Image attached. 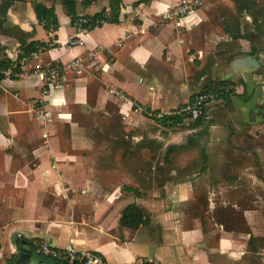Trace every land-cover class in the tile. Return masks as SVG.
<instances>
[{
  "label": "crops",
  "instance_id": "1",
  "mask_svg": "<svg viewBox=\"0 0 264 264\" xmlns=\"http://www.w3.org/2000/svg\"><path fill=\"white\" fill-rule=\"evenodd\" d=\"M34 1L53 8L58 22L54 29L48 31L38 21ZM71 1L79 17L108 10L114 0ZM137 1L118 0L116 22L86 29L81 34L84 43L68 47V36L77 30L64 0H13L6 8L0 0V61L15 57L23 42L49 44L19 76L0 78V217L16 221L26 231L23 239L54 247L71 244L99 253L109 264H133L136 259L156 264H251L245 235L203 226L185 211L184 205L194 199L193 179L155 182L151 176L141 186L123 170V158L117 157L121 148L96 143L78 119L108 118L113 108L122 123L139 125L150 117L135 105L167 111L220 79L235 81V94L217 98L220 106L209 107L203 117L233 118L236 113L250 122L260 118L264 63L237 71L230 64L244 54L256 56L243 32L211 24L209 0L179 28L162 17L179 0L134 4ZM75 57L82 60L80 68L63 69L60 84L51 87L44 100L49 115L42 122L36 102L43 98L42 80L33 66L63 65ZM176 136L169 132L168 144L176 145ZM177 168L167 167L166 172L171 176ZM124 187H138V194ZM78 199L89 210L75 209ZM129 203L146 210L148 223L133 229L119 225ZM1 226L0 236L6 235L16 251L17 239L9 235L14 228Z\"/></svg>",
  "mask_w": 264,
  "mask_h": 264
},
{
  "label": "rangeland",
  "instance_id": "2",
  "mask_svg": "<svg viewBox=\"0 0 264 264\" xmlns=\"http://www.w3.org/2000/svg\"><path fill=\"white\" fill-rule=\"evenodd\" d=\"M207 6V20L211 24L220 23L224 28L233 26V30L239 24L238 31L243 32L241 34L249 40L251 49L255 48L256 57L263 63L264 38L255 27L259 25L264 31V0H209ZM215 100L205 105L204 116L209 107L220 106L217 98ZM257 114L260 118L251 122L236 113L233 118H219L215 114L210 118L201 116L199 122L185 117L170 127L152 118L139 125L125 124L116 118L113 108L108 118L92 115L78 119L96 143L121 148L117 157L123 158V170L141 186H145L151 176L155 182L171 177L193 179L194 199L184 205L185 211L198 217L203 226H218L245 235L251 250V264H264L261 263V254L264 255V99ZM169 132L178 134L174 139L176 145L168 144ZM202 149L207 155L205 164L200 155ZM167 167L178 168L170 176ZM129 188L123 189L136 195L138 187ZM78 201L75 209L89 210L83 199ZM188 222L185 220L184 225ZM3 223L14 228L9 234L14 240L25 237L26 231L18 227L16 221L8 222L0 217L1 230H4ZM4 236H0V264L16 252L15 245L11 247Z\"/></svg>",
  "mask_w": 264,
  "mask_h": 264
},
{
  "label": "built area",
  "instance_id": "3",
  "mask_svg": "<svg viewBox=\"0 0 264 264\" xmlns=\"http://www.w3.org/2000/svg\"><path fill=\"white\" fill-rule=\"evenodd\" d=\"M208 0H179L174 5L169 6L162 14L164 19H167L175 27H181L184 25V20L186 16L194 13L196 10L202 8ZM105 17L110 16V11L105 10ZM86 22V18L80 16L76 23L74 24L77 32L68 36L67 45L68 47L81 45L84 43L82 38V32L87 28L83 27L82 23ZM105 20L101 19L100 23H104ZM45 47L37 46L36 49L23 52L19 50L15 57L7 60L6 66L0 67V75L3 78H11L19 76L21 69L25 64L33 59H38L40 51ZM81 58L75 57L67 64L57 65H41L35 64L32 68L33 73L41 78V93L43 98L36 99L38 103L37 116L44 122L49 113L44 108V100L51 87L60 84L62 79L63 69L66 67H72L79 69L81 66ZM217 98L215 92L212 89H204L199 92H195L189 96V98L182 104L167 110H150L144 106L135 105V108L143 113L144 115L152 118L153 120L159 122L163 118H191L197 119L202 116L205 105ZM172 123V121H170ZM42 253L50 254L59 259H64L68 262L77 261L82 264H109L103 256L94 251H80L74 248L71 244H66L62 247L50 246L46 243H42L39 247ZM133 264H156L151 260L136 259Z\"/></svg>",
  "mask_w": 264,
  "mask_h": 264
},
{
  "label": "trees",
  "instance_id": "4",
  "mask_svg": "<svg viewBox=\"0 0 264 264\" xmlns=\"http://www.w3.org/2000/svg\"><path fill=\"white\" fill-rule=\"evenodd\" d=\"M141 1L145 0H138L134 4H137ZM248 1V0H247ZM251 1V0H250ZM13 0H2L3 7H8ZM64 5L66 7V11L69 15H71V22L74 25L78 18L75 16V12L72 8L73 2L71 0H64ZM32 7L34 9L36 18L39 22L43 24V27L50 31L51 29H54L57 25V18L54 13V10L52 7H48L43 5L40 2H32ZM3 8V9H4ZM110 16L105 17L104 12L105 10H101L99 12L94 13L90 16H83L86 18V22L82 23L83 27H86L87 29L93 28L96 25H100V20L104 19L105 22H116L117 21V15H118V0H114L110 4ZM264 11V10H263ZM238 24L236 25V30L238 32ZM256 30L259 31V33L264 38V31L260 29V26L255 27ZM44 46L47 47V43L37 42V41H30V42H23L21 43L20 50L23 52H27L33 49H36L37 46ZM251 53H255V48L252 49ZM7 61H0V67L6 66ZM0 78L2 76L0 75ZM235 81L230 79H220V80H212L209 81L204 89H212L217 98H221L223 100L228 99L231 95L235 94ZM180 118H163L159 121L162 125H171L179 122ZM172 121V123L170 122ZM197 122L201 121V116L196 119ZM201 159L203 161V164L206 163L207 155L205 152V149L201 150ZM124 189L128 190L129 187H124ZM136 195L138 194L137 191H135ZM148 223V217L145 213V210L138 206L135 203H129L127 204L121 211V215L119 217V225L122 227H128V228H137L139 225H143ZM40 244H35L29 240L26 239H17L16 241V252L12 253L4 262V264H82L81 262L72 261L68 262L64 259H59L55 256H52L50 254L42 253L39 250Z\"/></svg>",
  "mask_w": 264,
  "mask_h": 264
},
{
  "label": "water",
  "instance_id": "5",
  "mask_svg": "<svg viewBox=\"0 0 264 264\" xmlns=\"http://www.w3.org/2000/svg\"><path fill=\"white\" fill-rule=\"evenodd\" d=\"M262 62L258 60L255 55L244 54L238 57H235L231 61V67L233 70L237 71L242 68L255 69L260 66ZM264 63V62H263Z\"/></svg>",
  "mask_w": 264,
  "mask_h": 264
}]
</instances>
